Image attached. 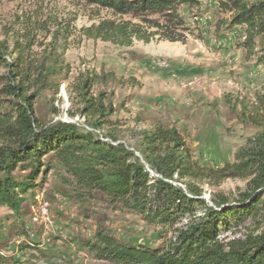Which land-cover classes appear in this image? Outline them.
<instances>
[{"label": "trees", "instance_id": "1", "mask_svg": "<svg viewBox=\"0 0 264 264\" xmlns=\"http://www.w3.org/2000/svg\"><path fill=\"white\" fill-rule=\"evenodd\" d=\"M111 10L126 20H102L84 27L82 36L130 47L135 40L149 43L157 35L178 41L165 20L180 7L195 8L202 0H78ZM230 15L218 21V29H244L240 43L248 58H264V0H217ZM31 42V40H30ZM23 49V48H22ZM9 51L0 41V207H7L22 226L29 195L45 182L50 171L63 170L81 196L99 193L111 203L141 214L150 224L172 232L163 244L125 243L105 230L81 243L95 260L107 264H264V94L255 100L236 97L228 102L240 120L260 130L235 153V160L217 168L198 166L175 127L156 126L139 132L130 149L115 134L103 132L107 117L115 113L105 93L95 87L137 84L114 72L82 73L75 84L85 126L57 120L43 123L37 102L47 91L57 93V77L64 66L33 65ZM241 178L246 188L230 198L217 193L209 203L195 183L197 178ZM189 178L188 182L180 183ZM39 181V182H38ZM10 241L0 220V264H10L3 252ZM38 247L28 244L23 248ZM21 248V249H23Z\"/></svg>", "mask_w": 264, "mask_h": 264}, {"label": "rangeland", "instance_id": "2", "mask_svg": "<svg viewBox=\"0 0 264 264\" xmlns=\"http://www.w3.org/2000/svg\"><path fill=\"white\" fill-rule=\"evenodd\" d=\"M229 15L220 11L217 0H202L198 7L182 6L178 13L167 14L178 41L157 35L149 43L135 40L122 47L81 34L82 28L105 19H128L111 10L78 0H0V41L8 40L14 57L23 48L22 56L33 65L55 59L64 66L57 77L58 92L47 91L37 102L43 123L62 120L84 127L88 116L78 109L75 84L82 73L114 72L138 83L94 88L95 94L104 92L115 109L104 133L117 135L135 149L141 130L175 127L191 160L216 170L233 162L237 150L260 130L240 120L228 96L255 100L258 93L264 94V58L247 57L240 45L244 29H218V21ZM70 181L63 170L54 169L28 196L24 235H19L22 227L9 217V209L0 207V220L10 235L2 250L10 264H107L79 249L100 229L122 242L153 247L171 237L170 230L99 193L81 196ZM195 183L209 203L217 193L232 198L246 188L241 178L202 177ZM28 244L38 247L23 248Z\"/></svg>", "mask_w": 264, "mask_h": 264}]
</instances>
